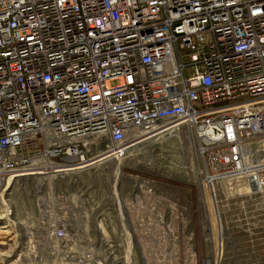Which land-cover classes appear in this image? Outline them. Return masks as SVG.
<instances>
[{"label": "built area", "instance_id": "2783aa9c", "mask_svg": "<svg viewBox=\"0 0 264 264\" xmlns=\"http://www.w3.org/2000/svg\"><path fill=\"white\" fill-rule=\"evenodd\" d=\"M164 135L184 155L192 147L222 238L220 191L264 193V0H0V190L16 174L84 170ZM154 183L137 185L136 221L148 215L178 239L187 207ZM67 208L73 230H90ZM53 222L55 259L71 243L74 264L106 263Z\"/></svg>", "mask_w": 264, "mask_h": 264}, {"label": "rangeland", "instance_id": "374dc122", "mask_svg": "<svg viewBox=\"0 0 264 264\" xmlns=\"http://www.w3.org/2000/svg\"><path fill=\"white\" fill-rule=\"evenodd\" d=\"M184 152L174 136L164 135L125 158L101 156L84 170H33L29 174L35 175L21 173L11 178L7 189L0 190V264H74L71 243L56 259L49 252L54 242L49 227L54 219L67 224L69 231L76 227L67 211L75 198L80 200L76 203L82 214L79 224L90 230H73L72 234L80 250L92 240L105 264H264V193L237 197L220 191L221 238L209 190L211 217L206 212L187 142ZM143 178L154 180L159 191L187 207L189 232L180 230V219L173 220L178 239L165 228L150 225L148 215L137 223L135 199ZM96 224L103 229H93ZM192 234L193 241L189 240Z\"/></svg>", "mask_w": 264, "mask_h": 264}, {"label": "bare ground", "instance_id": "6f19581e", "mask_svg": "<svg viewBox=\"0 0 264 264\" xmlns=\"http://www.w3.org/2000/svg\"><path fill=\"white\" fill-rule=\"evenodd\" d=\"M155 130H156V129H155ZM106 154H108V153H105V155H106ZM103 156H104V155H103ZM84 166H85V165H84ZM82 167H83V166H82ZM86 167H87V166H86ZM55 168H57V167H55ZM88 168H90V167H88ZM49 170H51V169H48V168H47V169L39 170V171H49ZM64 170H66V169H63V171H64ZM70 170H71V168H70ZM57 172H58V171H57ZM118 173H119V172H118ZM20 174H21V173H20ZM17 175H18V174L14 175L13 177H17ZM13 177H12V178H13ZM120 195H121L120 192L117 190V191H116V196H117V198H118L119 203L122 204L123 201H121L122 198L120 197ZM120 206H121V205H120ZM123 208H124V207H123ZM121 209H122V208H121ZM1 242H2V241H1Z\"/></svg>", "mask_w": 264, "mask_h": 264}, {"label": "crops", "instance_id": "0c3cea01", "mask_svg": "<svg viewBox=\"0 0 264 264\" xmlns=\"http://www.w3.org/2000/svg\"><path fill=\"white\" fill-rule=\"evenodd\" d=\"M71 199L74 201L73 197ZM78 201H80V200H78V198H75V201L74 202L77 203Z\"/></svg>", "mask_w": 264, "mask_h": 264}]
</instances>
